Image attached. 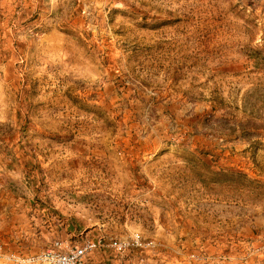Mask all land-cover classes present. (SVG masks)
Returning a JSON list of instances; mask_svg holds the SVG:
<instances>
[{"label":"rangeland","instance_id":"rangeland-1","mask_svg":"<svg viewBox=\"0 0 264 264\" xmlns=\"http://www.w3.org/2000/svg\"><path fill=\"white\" fill-rule=\"evenodd\" d=\"M6 154L35 190L8 252L264 264V0H0Z\"/></svg>","mask_w":264,"mask_h":264},{"label":"crops","instance_id":"crops-1","mask_svg":"<svg viewBox=\"0 0 264 264\" xmlns=\"http://www.w3.org/2000/svg\"><path fill=\"white\" fill-rule=\"evenodd\" d=\"M199 147H201V144L198 145V149ZM4 158L5 164L0 168V222L4 228V233L11 231L16 237L17 235L19 237L20 231H23L26 225L21 223L25 221V212L31 210L32 205H35V190L32 187L28 170L19 171L14 168L15 164L12 160L15 157L13 155L6 154ZM20 187H24L26 192L21 191ZM71 227V224H68L66 229L69 231ZM69 232L73 234V231ZM1 239L3 242L6 238L2 237ZM64 245L67 244L64 243Z\"/></svg>","mask_w":264,"mask_h":264},{"label":"bare ground","instance_id":"bare-ground-1","mask_svg":"<svg viewBox=\"0 0 264 264\" xmlns=\"http://www.w3.org/2000/svg\"><path fill=\"white\" fill-rule=\"evenodd\" d=\"M95 245L86 239L79 245L55 239L51 247L37 254L22 255L5 250L0 244V262L5 264H93Z\"/></svg>","mask_w":264,"mask_h":264},{"label":"trees","instance_id":"trees-1","mask_svg":"<svg viewBox=\"0 0 264 264\" xmlns=\"http://www.w3.org/2000/svg\"><path fill=\"white\" fill-rule=\"evenodd\" d=\"M221 172H213V175L215 176L214 178V182L218 183L220 180L216 177H220V176H223L224 174H231L235 177H237L239 180H242V182L246 185H250L252 184L253 182L246 176L244 175L243 173H236V172H231V171H226L224 172V170H220ZM223 171V172H222Z\"/></svg>","mask_w":264,"mask_h":264}]
</instances>
